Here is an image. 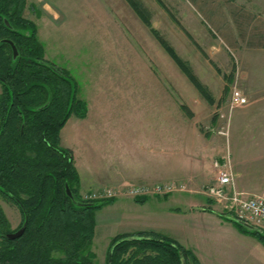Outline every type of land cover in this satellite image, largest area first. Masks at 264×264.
Here are the masks:
<instances>
[{
  "label": "rangeland",
  "instance_id": "374dc122",
  "mask_svg": "<svg viewBox=\"0 0 264 264\" xmlns=\"http://www.w3.org/2000/svg\"><path fill=\"white\" fill-rule=\"evenodd\" d=\"M142 1L151 12L152 25L189 62L214 103L198 94L124 0H26L23 15L36 24L44 57L68 72L86 102L87 119L70 116L62 128H186L190 141L202 138L198 141L205 142L208 152L205 183L179 178L199 161L180 146L175 147L174 163L168 164L178 177L132 183L145 184L150 192L155 183H175L167 203L147 202L139 209L146 220L151 214L164 216L168 207L179 206L184 212V204L175 198L196 195L202 184L206 188L213 182L216 159L230 161L240 194L264 197V0H162L208 58L156 0ZM209 59L229 79H223ZM233 89L246 99L244 104L230 106ZM161 135L164 140L160 131L158 140ZM113 190V198L120 196L118 189ZM215 202L225 212L222 202ZM115 206L97 210L96 219L118 213ZM0 207L10 229L16 228L17 207L1 196ZM102 226H94L89 247L95 264L104 262L108 243L121 224Z\"/></svg>",
  "mask_w": 264,
  "mask_h": 264
},
{
  "label": "trees",
  "instance_id": "16d2710c",
  "mask_svg": "<svg viewBox=\"0 0 264 264\" xmlns=\"http://www.w3.org/2000/svg\"><path fill=\"white\" fill-rule=\"evenodd\" d=\"M124 1L198 94L213 104L215 99L208 86L152 25L151 12L143 1ZM156 1L192 40L164 2ZM25 6L26 0H0V196L20 213L19 224L10 229L0 207V264H95L89 248L94 214L114 198H84L79 193L72 151L60 144L59 132L70 116H86V102L78 96L68 72L44 57L36 24L23 15ZM193 44L207 57L195 41ZM221 75L229 79L226 74ZM180 108L192 115L185 104H180ZM65 186L71 195L66 194ZM144 199L133 198L138 203ZM220 215L264 244V232L238 222L230 212ZM21 227L20 236L6 237ZM102 264L199 261L190 249L175 240L152 231H139L112 237Z\"/></svg>",
  "mask_w": 264,
  "mask_h": 264
},
{
  "label": "crops",
  "instance_id": "0c3cea01",
  "mask_svg": "<svg viewBox=\"0 0 264 264\" xmlns=\"http://www.w3.org/2000/svg\"><path fill=\"white\" fill-rule=\"evenodd\" d=\"M159 131L160 134L165 133L164 140L162 135L158 140ZM187 133L186 128H177V131L175 128H61L59 141L63 147L72 151L79 175L80 192L98 188H116L119 191L120 196L105 205L111 207L117 203L115 209L118 213L105 214L101 219H96L94 214L95 228L99 224L106 227L117 223L121 224L117 234L155 232L190 249L199 264H264V244L224 219L220 215L219 205L207 195L204 184L199 185L196 195L187 194L175 198L176 202L184 204V212L179 206L168 207L163 212L164 216L151 214L154 217L150 216L148 220L139 209L147 202L167 203L171 192L164 196L152 193L142 196L145 198L142 203L135 202L125 193L127 186L132 183L167 182L178 177L174 167H168L174 160V150L178 146L189 149V156L194 158V154L195 161L199 160L179 178L193 183H205L208 178V168L205 166V154L208 153L206 144L198 141L201 137L195 138L197 142L190 141ZM123 150L128 151L123 153ZM192 196L198 198L193 200Z\"/></svg>",
  "mask_w": 264,
  "mask_h": 264
},
{
  "label": "built area",
  "instance_id": "2783aa9c",
  "mask_svg": "<svg viewBox=\"0 0 264 264\" xmlns=\"http://www.w3.org/2000/svg\"><path fill=\"white\" fill-rule=\"evenodd\" d=\"M245 101L246 99L239 90H232L230 94L231 107L242 105ZM225 160L222 162L214 160L213 167L216 172L213 182L205 188L207 195L215 201L222 202V209L230 212V215L238 222L264 232V197L240 194L235 189L230 161ZM174 185L175 183L172 182L162 185L153 184L150 192L145 184H130L125 193L132 198L147 196L150 193L165 194L172 191ZM115 195L113 189L103 188L85 192L82 196L84 198H106Z\"/></svg>",
  "mask_w": 264,
  "mask_h": 264
},
{
  "label": "water",
  "instance_id": "95a60500",
  "mask_svg": "<svg viewBox=\"0 0 264 264\" xmlns=\"http://www.w3.org/2000/svg\"><path fill=\"white\" fill-rule=\"evenodd\" d=\"M12 50H13V56H15V54H16V50H15V48L13 47V45H12ZM65 191H66V194H67V195H71L70 190H69V188H68L67 186H65ZM248 226H249V225H248ZM250 227H251V226H250ZM22 232H23V227L19 228V229L16 230V231H13V232L7 233V234H6V237H7L8 239H13V238H16V237L20 236Z\"/></svg>",
  "mask_w": 264,
  "mask_h": 264
}]
</instances>
